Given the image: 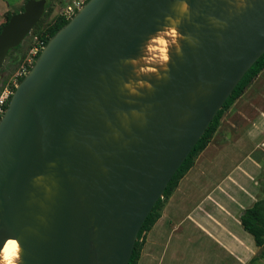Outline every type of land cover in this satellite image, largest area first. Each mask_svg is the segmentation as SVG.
Instances as JSON below:
<instances>
[{
    "label": "water",
    "instance_id": "obj_1",
    "mask_svg": "<svg viewBox=\"0 0 264 264\" xmlns=\"http://www.w3.org/2000/svg\"><path fill=\"white\" fill-rule=\"evenodd\" d=\"M0 28V67L44 13ZM180 53L139 96L126 61L178 0H86L42 47L0 117V247L19 264H128L137 233L234 87L264 53V0H186ZM135 114V115H134Z\"/></svg>",
    "mask_w": 264,
    "mask_h": 264
},
{
    "label": "crops",
    "instance_id": "obj_2",
    "mask_svg": "<svg viewBox=\"0 0 264 264\" xmlns=\"http://www.w3.org/2000/svg\"><path fill=\"white\" fill-rule=\"evenodd\" d=\"M257 200H264V69L222 114L147 233L150 239L168 236L176 246L180 234L190 238L197 230L219 247L220 264H252L262 260L264 245L255 247L238 218ZM184 222L190 228H183ZM175 255L179 258V251Z\"/></svg>",
    "mask_w": 264,
    "mask_h": 264
},
{
    "label": "rangeland",
    "instance_id": "obj_3",
    "mask_svg": "<svg viewBox=\"0 0 264 264\" xmlns=\"http://www.w3.org/2000/svg\"><path fill=\"white\" fill-rule=\"evenodd\" d=\"M84 1L85 0H50L47 8V14L41 16V18L38 20L36 28H32L31 31H29V33L25 36V38L19 45L18 50L11 51L5 57L0 67V93L4 88H8L13 83H15L14 76L21 65H23V63L27 59L28 49L33 44V38H37V33H39L48 22L52 21L56 16H58L59 13H62L66 6H71L76 2L84 3ZM23 4L24 0H0V22L2 23L4 20L3 16L5 11L16 14L19 12L20 7ZM3 8L5 10H3ZM152 51L153 50L151 49V52ZM150 62L153 63V65L151 63L144 64L138 71L139 76L144 75L148 77V70H146V68H148V65L152 69L154 68V71H161V67L158 65V63H156L157 60L151 58ZM143 83L144 82L141 83L140 81L141 85ZM133 84L135 85V87H140L145 90L146 83L145 86H140L138 78H136L135 82L133 81ZM195 202L196 201H193L191 204H194ZM166 223L167 220H165L164 224L162 223L159 234H161V231L162 234H164ZM186 227L190 228L189 224L184 222L183 228ZM185 231L186 229L184 230V232ZM189 231L192 230L190 229ZM186 235L187 234L181 236L180 234L178 239H181V243H179L178 241V244L175 246L173 242L171 244L169 243L170 237L168 236L159 237V239H150L148 233H146L145 244L142 247L138 264H220V262L217 260V257L221 253V250L210 239L205 237L197 230L195 231V234L190 236V238H187ZM194 240L196 241L194 245L188 244V242L191 243ZM174 241L176 244L177 240ZM168 249L172 257H170ZM176 251H179L180 253L179 258H177V256L175 255ZM252 264H264V253L262 255L261 261H255Z\"/></svg>",
    "mask_w": 264,
    "mask_h": 264
},
{
    "label": "trees",
    "instance_id": "obj_4",
    "mask_svg": "<svg viewBox=\"0 0 264 264\" xmlns=\"http://www.w3.org/2000/svg\"><path fill=\"white\" fill-rule=\"evenodd\" d=\"M27 0H24V3ZM86 1V0H85ZM84 1V2H85ZM50 0L45 1L44 5V13L47 14V8ZM22 10V6L20 10ZM15 13L5 12L4 20L0 24V28L3 24L8 20V18ZM68 19L63 15V13H59L52 21L48 22L42 30L37 33V39L43 41L45 45L47 40L63 25L67 23ZM38 22L34 25L33 28H36ZM19 46L11 49L7 52V55L11 51L18 50ZM29 50V49H28ZM6 55V56H7ZM264 69V53L252 64V66L246 71L240 81L232 90L231 94L227 97L221 108L217 111L211 122L208 124L202 136L198 139L194 147L191 149L187 157L184 159L179 168L175 171L169 182L167 183L161 198H159L151 211L145 218L142 223L137 236L134 242L132 252L128 261V264H138V260L140 257L141 249L144 244L145 234L151 229L157 219L160 217V212L167 201V199L171 196L179 180L185 175V173L193 166L196 157L203 151V149L210 142L213 134L216 132L220 118L222 114L230 107V105L243 93L245 88L253 81V79ZM21 78H17L16 82H19ZM10 90L13 91V86L11 85ZM240 227L244 232L249 234L253 240L255 247H262L264 245V200L255 201L250 207L244 209L241 215L238 218Z\"/></svg>",
    "mask_w": 264,
    "mask_h": 264
},
{
    "label": "bare ground",
    "instance_id": "obj_5",
    "mask_svg": "<svg viewBox=\"0 0 264 264\" xmlns=\"http://www.w3.org/2000/svg\"><path fill=\"white\" fill-rule=\"evenodd\" d=\"M234 1L236 2V0H234ZM175 13H176V15H178V13L176 11H175ZM166 22L168 23V21H166ZM177 32H178V30H177ZM151 36L153 37V39L149 40V38ZM182 39L183 38H182V36H180L179 33H178V35L176 37H171V36L165 34L164 31H163V27L159 29V33L157 31L156 33L150 35L147 38V40L142 44L138 56L136 58H134V59L126 61V64H128L132 68L131 75L134 78H140L141 75L140 76L138 75V71L142 68V66L144 64L151 63L150 59L154 58L155 60H157L156 63H158V65L161 67V71L159 69L158 70L160 72L159 71L158 72L154 71L153 70L154 68L152 69L148 65V68H146V70H148L147 74H149L148 77H146L144 75H142L141 77H146V78H151V79L162 78L161 73L165 71V67L167 65L161 60V57L163 55V51L162 50L165 47L167 48V55L169 56V60H168V62H169L170 61V57L173 54H178L177 53V48L179 47V44L182 41ZM161 41H163V43H161ZM151 49L153 50L152 52H151ZM151 64L153 65V63H151ZM138 81L140 82V80H138ZM129 83L133 84V82L127 81V83H125L123 85V87H122L123 90L126 92V94L128 96H139L140 94L138 92H140V91H148L149 90V87H147V83H146L145 90L140 88V87L139 88L136 87L138 94H134L128 88L125 87V85L129 84ZM133 86H135V85L133 84ZM16 245L17 244H16V242L14 240H6V241H4L2 243V246L0 247V260H2L4 258L14 260L15 257H16V254H17ZM17 264H19V261H17Z\"/></svg>",
    "mask_w": 264,
    "mask_h": 264
},
{
    "label": "clouds",
    "instance_id": "obj_6",
    "mask_svg": "<svg viewBox=\"0 0 264 264\" xmlns=\"http://www.w3.org/2000/svg\"><path fill=\"white\" fill-rule=\"evenodd\" d=\"M236 6L237 8H243L246 6V0H236ZM174 11H176L178 13V15L173 18L172 16H166L165 19L166 21H168V23L163 27V31L165 34L171 36V37H176L178 35L177 29L179 27V25L182 22V18L184 16H186L187 14H189V5L186 2V0H178V4L177 6L174 8ZM159 33V30H158ZM153 37L151 36L149 38V40H152ZM161 43H163V41H161ZM163 55L161 57V60L167 64L168 60H169V56L167 55V48L165 47L163 50ZM180 48H177V53H180ZM165 70L166 67H165ZM140 86H145V82L141 85L139 82ZM126 88H128L132 93L134 94H138L137 93V88L135 86H133V84L129 83L125 85ZM147 87L151 88V84H148ZM17 247V254L14 260L12 259H7L4 258L2 260H0V264H17V261H20L21 257H20V248L19 245L17 243L16 245Z\"/></svg>",
    "mask_w": 264,
    "mask_h": 264
},
{
    "label": "built area",
    "instance_id": "obj_7",
    "mask_svg": "<svg viewBox=\"0 0 264 264\" xmlns=\"http://www.w3.org/2000/svg\"><path fill=\"white\" fill-rule=\"evenodd\" d=\"M81 4H82V2H76V3H73L71 6L70 5L66 6L62 12L63 15L67 19H69L74 14L75 10ZM43 46H44L43 41L38 40L37 38H33V44L28 50L27 59L25 60L23 65H21V67L19 68V70L17 71V73L14 76L15 83H17L16 82L17 78H22V76L26 73L29 66L31 65V63L33 62V60L35 59L37 54L40 52V50L42 49ZM15 83L12 84L13 87H14ZM11 92L12 91L8 87V88H4L0 93V117H1V115L5 109L6 103L10 97Z\"/></svg>",
    "mask_w": 264,
    "mask_h": 264
}]
</instances>
